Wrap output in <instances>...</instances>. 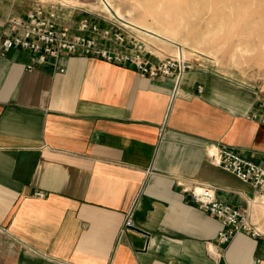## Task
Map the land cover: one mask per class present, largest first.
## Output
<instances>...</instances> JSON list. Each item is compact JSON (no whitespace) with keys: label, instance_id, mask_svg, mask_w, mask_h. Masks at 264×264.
<instances>
[{"label":"crops","instance_id":"obj_1","mask_svg":"<svg viewBox=\"0 0 264 264\" xmlns=\"http://www.w3.org/2000/svg\"><path fill=\"white\" fill-rule=\"evenodd\" d=\"M29 11L0 3V42ZM191 62L177 83L92 56L0 53V264H264V190L214 160L229 146L264 166V82ZM198 185L257 234L223 243Z\"/></svg>","mask_w":264,"mask_h":264},{"label":"rangeland","instance_id":"obj_2","mask_svg":"<svg viewBox=\"0 0 264 264\" xmlns=\"http://www.w3.org/2000/svg\"><path fill=\"white\" fill-rule=\"evenodd\" d=\"M74 1L75 5L64 4L62 0H0V3L29 10L38 2L58 5L62 22L73 31L78 30L82 19L89 18L105 27L108 21L122 22L119 15L129 25V31L137 35V46L146 51L151 49L155 58L177 54L180 47L188 60H205L221 74L251 84L264 82V0H177L173 18L166 20L165 25L168 29L175 21L179 27L177 44L135 26L137 22L153 24L152 16L163 9L149 0H112L111 11L101 0ZM203 38L208 41L198 42Z\"/></svg>","mask_w":264,"mask_h":264},{"label":"built area","instance_id":"obj_3","mask_svg":"<svg viewBox=\"0 0 264 264\" xmlns=\"http://www.w3.org/2000/svg\"><path fill=\"white\" fill-rule=\"evenodd\" d=\"M62 19L58 5L45 6L38 2L29 11L27 18L13 17L9 20V24L19 32L6 35L1 40L0 53L6 54L13 48H21L33 52L38 63L46 62L49 57L59 58L62 54L92 56L135 68L144 76H173L177 83L193 67L192 62L183 55L166 54L155 58L151 49L146 51L143 46H137V35L129 31L125 20L108 21L105 27H101L99 23L86 18L81 20L78 30L73 31ZM33 67L32 63L28 66L29 69ZM214 160L241 180L264 190L263 165L246 158L229 146L220 148L214 155ZM191 195L201 208L223 222V229L219 232L223 243L240 231L257 234L251 228L246 213L217 199L211 186H193ZM132 212L127 215L123 231L133 226Z\"/></svg>","mask_w":264,"mask_h":264},{"label":"bare ground","instance_id":"obj_4","mask_svg":"<svg viewBox=\"0 0 264 264\" xmlns=\"http://www.w3.org/2000/svg\"><path fill=\"white\" fill-rule=\"evenodd\" d=\"M176 1L177 0H149V3H151V4H155L158 7L163 6V9L161 10V12L152 16L153 24H157L158 26L154 27L152 23L147 24L144 22H137V24L135 23V26L139 30H142L143 32H147L148 34L157 35L161 38L166 39L168 42L175 44L177 41L176 36L178 35V33L180 31L179 27L177 26V24H175V21L172 23L173 26H169L168 29H166L165 25L168 24L167 23L168 21L166 22V20H170L173 18L174 14H172V9H173L174 5L176 4ZM207 1H209V0H206V2ZM233 1L244 2L245 0H233ZM62 2L64 4H67V5L68 4H70V5L74 4L75 5L77 3L74 0H62ZM101 2L107 10L111 11V7L113 6L112 0H101ZM117 17L120 18L121 20L124 19L123 17H121L119 15H117ZM129 24L132 25L131 22H129ZM203 41H208V40L206 38L198 40V42H200V43H203ZM177 49H178V47H177ZM177 51H178L177 54L183 55L185 57V53L183 52V49H181L179 47V49ZM213 51H214V49H213Z\"/></svg>","mask_w":264,"mask_h":264}]
</instances>
